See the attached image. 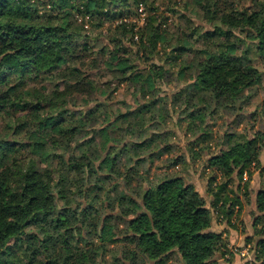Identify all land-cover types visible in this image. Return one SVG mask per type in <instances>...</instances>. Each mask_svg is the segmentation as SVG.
<instances>
[{
    "label": "trees",
    "instance_id": "obj_1",
    "mask_svg": "<svg viewBox=\"0 0 264 264\" xmlns=\"http://www.w3.org/2000/svg\"><path fill=\"white\" fill-rule=\"evenodd\" d=\"M147 3L0 0V264H167L172 254L179 264H233L230 231L247 233L245 176L252 164L262 165L264 131L230 128L213 150L210 120L229 115L239 123L261 86L253 53L264 57V0L243 8L240 0H192L198 18L213 25L198 30L197 40L209 47L195 74L180 64L175 88L155 80L167 73L163 65L142 72L136 61L161 46L174 65L200 28L181 42L156 13L139 28L122 21L111 69L138 84L140 95L135 108L108 110L99 122L96 112L106 102L93 95L101 87L81 67V52L91 48L87 32L95 21ZM45 75L64 88L61 94L25 88ZM79 93L96 104L74 107ZM182 135L190 138L186 147L176 140ZM164 156L170 162L158 166ZM203 157L209 198L182 172L155 174ZM252 214L249 264H264V188Z\"/></svg>",
    "mask_w": 264,
    "mask_h": 264
},
{
    "label": "rangeland",
    "instance_id": "obj_2",
    "mask_svg": "<svg viewBox=\"0 0 264 264\" xmlns=\"http://www.w3.org/2000/svg\"><path fill=\"white\" fill-rule=\"evenodd\" d=\"M258 0H240V7L245 6H256ZM139 9L133 14L128 15H115L113 18H108L104 22H93L90 25V30L87 32L89 34V44L90 49L86 50L83 53L81 52V57L84 58V67L81 66L89 78H94L97 81V84L100 85V91L94 92V96L101 100L102 102H106L105 106H108V109L105 106L99 107L96 112V115L99 119V122L105 121L108 116V110L113 111H123L127 109H133L137 105V98L140 93L138 92L139 85L132 81H125L119 75V73L114 72L111 68H113L116 61L112 58L115 56L114 49L118 46V42H114L115 34L117 32L118 26L122 21L125 22H135L136 28L140 26H144L147 21H149V15H153L156 13L159 21L166 19L167 20V30H171L175 34L180 36L181 42L185 38L187 34L192 33L195 27L200 28L197 29V33L191 37L193 48L187 51L182 55L180 60L177 63L171 66L170 63L166 60V54L161 46L157 49V54H153L151 58L146 61L142 59H137V63L139 62L138 68L144 72L142 69H148L149 67H154L155 63L158 64L159 67L162 65L167 70V73L163 75H156L155 80L157 83H164V86H169L170 88H175L179 85V80L176 79L174 74H177L180 64H188L191 67L187 68L188 72L193 74L196 73L197 66L200 60L204 58V54H202L203 49L208 48L209 44L204 42L203 40H197V36L199 34L198 30L205 31L206 29H210L213 25L212 23H208L206 20H200L196 15L194 9L196 8L195 4L192 3V0H148L147 5L142 4ZM156 7L157 9L153 8ZM145 8V10L143 9ZM253 8V7H252ZM158 21V22H159ZM157 22V23H158ZM99 24V25H98ZM164 24V23H162ZM165 26V25H164ZM186 34V35H185ZM137 35V34H136ZM245 38V36H244ZM135 39H137L135 37ZM108 44L109 47L106 48V51L103 50V47ZM245 47V44L242 45ZM130 54V53H129ZM123 55V56H131V55ZM255 63L263 72V79L261 82V86L254 88L251 91L250 101L246 105V113L245 117L243 116L238 123L237 118L233 117H218L210 120L212 123L211 130L214 132V139H211V145L213 150H216L219 146L220 136L226 132V130L230 128H236L240 130H244L245 132L248 130L251 134L254 130L262 129L264 131V57L255 55ZM117 56V55H116ZM108 59H113L114 62L111 65H108ZM134 61V60H133ZM110 66V67H109ZM113 66V67H112ZM128 72H124L126 75ZM47 75L43 76L44 79L38 78V80L29 79L28 85H25V88L29 86V89H34V92L37 93H47V95L52 94H61L64 88L60 85L59 89H57L56 82L51 81V79H46ZM40 79V80H39ZM145 79V77H144ZM144 80H140L142 83ZM89 89H87L88 91ZM34 94V93H33ZM45 96V94H44ZM78 101L73 105L74 107L87 108L90 106H94L96 104V99H89L88 94H78ZM85 100H88L86 103ZM49 110V108L47 109ZM94 110V109H92ZM256 111L254 115H251L250 112ZM95 114L94 111L89 110L88 115L93 116ZM227 117V118H226ZM5 117L4 119H6ZM2 117V121L4 120ZM173 123L169 120V124ZM85 124V123H83ZM95 126H98V122H96ZM239 126V128H238ZM182 134V132L180 133ZM98 140L102 143L103 134L98 136ZM182 147H186L187 142H189L190 138L182 135L181 138L178 136L177 139ZM103 144V143H102ZM169 156H164L162 160H157L156 164L167 165L170 162ZM206 158H201L196 163H192L190 161L189 165L186 167H165L162 170L155 169V174L164 173H175L182 172V174L187 178L188 181L194 183L195 187L204 195L206 198H209L207 193V183H208V169L204 168V164ZM261 166L256 164H252L251 170L252 174H246L245 180L249 178L250 181V190H251V202L249 199H244L245 210L249 209V213L252 215L250 217L249 223L246 224V232H253V228L251 226V221L253 219L252 211L256 204V194L259 190L264 188V174H261L262 166H264V153L261 156ZM188 169V170H187ZM244 180V181H245ZM216 225V224H215ZM218 226V225H216ZM215 226V229H216ZM224 227V226H223ZM222 227V228H223ZM220 228V227H218ZM221 228V229H222ZM227 232H224L226 235ZM242 233L239 228H233L230 231V248L233 252L232 262L233 264H249L255 256L254 247H252V243H246V234ZM227 257H230L228 254ZM223 262V261H220ZM180 257L177 254H172L168 259L167 264H179ZM224 263V262H223Z\"/></svg>",
    "mask_w": 264,
    "mask_h": 264
},
{
    "label": "crops",
    "instance_id": "obj_3",
    "mask_svg": "<svg viewBox=\"0 0 264 264\" xmlns=\"http://www.w3.org/2000/svg\"><path fill=\"white\" fill-rule=\"evenodd\" d=\"M249 209H246L245 211H244V213H243V215L248 219L249 218V211H248ZM231 241H232V239H231Z\"/></svg>",
    "mask_w": 264,
    "mask_h": 264
}]
</instances>
